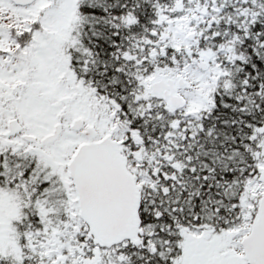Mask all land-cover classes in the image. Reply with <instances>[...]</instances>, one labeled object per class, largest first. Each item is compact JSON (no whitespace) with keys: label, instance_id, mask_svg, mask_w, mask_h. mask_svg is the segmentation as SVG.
<instances>
[{"label":"snow or ice","instance_id":"snow-or-ice-1","mask_svg":"<svg viewBox=\"0 0 264 264\" xmlns=\"http://www.w3.org/2000/svg\"><path fill=\"white\" fill-rule=\"evenodd\" d=\"M0 264H264V0H0Z\"/></svg>","mask_w":264,"mask_h":264}]
</instances>
